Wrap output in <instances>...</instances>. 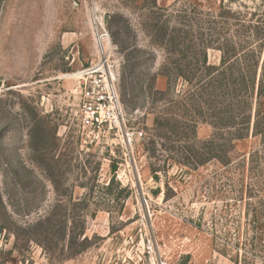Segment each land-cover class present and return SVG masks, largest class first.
<instances>
[{"label": "rangeland", "instance_id": "rangeland-1", "mask_svg": "<svg viewBox=\"0 0 264 264\" xmlns=\"http://www.w3.org/2000/svg\"><path fill=\"white\" fill-rule=\"evenodd\" d=\"M103 52L133 142L80 124ZM204 55L260 61L243 138L197 113ZM263 65L264 0H0V264H264Z\"/></svg>", "mask_w": 264, "mask_h": 264}, {"label": "trees", "instance_id": "trees-1", "mask_svg": "<svg viewBox=\"0 0 264 264\" xmlns=\"http://www.w3.org/2000/svg\"><path fill=\"white\" fill-rule=\"evenodd\" d=\"M205 59L203 61V65L205 66V69L207 70V75H211L213 73H215L216 71L219 72L218 75H215V77L210 78V80H206L204 79L203 81H200V89H199V93H197L196 95H199V100L201 103V107L198 110V114L201 115H205V114H210V111H216V115L219 118V121L223 122L224 124H226V128H232L235 127L236 131L233 133V136H235V138H243L244 137V133H243V129L242 126L240 128H238V125H240V123H246L247 128L246 129H250L251 126V114L248 115L247 112H244V115H242L241 119H240V114L243 113H236L237 108H240L242 105H239L236 107V109H232L235 106L234 105H238V104H243L245 102H243V95L240 94V96H242L241 98L238 97L239 93L237 92L239 88H241L242 90H247L250 92H254L256 89V82H257V78H258V71H259V67H260V61L256 60L254 61L253 65H252V75L250 76V79L247 81L244 77L241 78L239 81H237L236 78H234L231 75L227 76V73H225L226 69L227 70H233L234 67L230 65V63L228 64V56H223L222 61H221V65L220 66H216V65H207V55H204ZM226 64L227 67L226 69H224V71L220 72V69L225 66ZM203 66V67H204ZM264 66V65H263ZM262 66V67H263ZM264 70V68H263ZM262 70V71H263ZM180 75L185 78V80L187 81H191L189 80V78L184 74V73H180ZM250 84V85H249ZM239 86V88H238ZM258 96H263L264 95V79L263 77H261L259 79V87H258V92H257ZM247 104L249 105V101H247ZM207 108V111H204V109ZM262 104L261 102H259V106L257 109V114H256V119L254 122V126H253V130L255 133L257 134H264V123L262 122L264 119V110H262ZM207 112V113H205ZM206 122L212 120V117L208 118L204 116ZM202 119V118H200ZM196 120L194 121V127L195 125H197V122L200 120ZM237 120H240V122H238ZM157 123L159 120H156ZM155 121V122H156ZM243 121V122H242ZM188 122V121H187ZM187 122L184 123V125H187ZM230 122V123H229ZM232 122V124H231ZM213 126L216 127V123L213 121ZM196 136V135H194ZM215 135L213 137H211L208 140L202 141V147H203V152L202 154H208L205 155L204 158L201 157V159H199L198 164H204L205 162L216 158L215 155H211V149H212V145H214V140H215ZM202 156V155H201ZM184 164H188L184 163ZM153 174L155 176V178H158V174H157V169H153Z\"/></svg>", "mask_w": 264, "mask_h": 264}, {"label": "built area", "instance_id": "built-area-1", "mask_svg": "<svg viewBox=\"0 0 264 264\" xmlns=\"http://www.w3.org/2000/svg\"><path fill=\"white\" fill-rule=\"evenodd\" d=\"M104 55L105 52L96 63L79 71L80 124L90 131L107 126L133 142L143 138L144 131L128 128L129 117L119 97L117 75Z\"/></svg>", "mask_w": 264, "mask_h": 264}]
</instances>
